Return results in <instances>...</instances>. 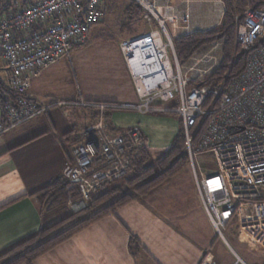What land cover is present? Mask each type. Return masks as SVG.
I'll use <instances>...</instances> for the list:
<instances>
[{
    "label": "built area",
    "instance_id": "1",
    "mask_svg": "<svg viewBox=\"0 0 264 264\" xmlns=\"http://www.w3.org/2000/svg\"><path fill=\"white\" fill-rule=\"evenodd\" d=\"M134 1L143 9V19H154L160 27L120 43L137 100L98 104V117L77 132L70 146L61 179L88 202L97 189L125 176L139 156L145 144L141 127L109 131L105 106L174 114L183 129L196 192L213 229L223 237L229 227L241 240L264 250V4L234 17L237 42L250 50L243 71L207 87L191 81L217 67L213 51L220 43L211 42L182 65L153 0ZM102 14L101 0H35L0 12V74L13 94L0 98V134L41 111L28 92L32 78L60 59L69 60ZM206 152L212 153L217 172L204 176L194 161ZM233 264L245 263L237 257Z\"/></svg>",
    "mask_w": 264,
    "mask_h": 264
},
{
    "label": "crops",
    "instance_id": "2",
    "mask_svg": "<svg viewBox=\"0 0 264 264\" xmlns=\"http://www.w3.org/2000/svg\"><path fill=\"white\" fill-rule=\"evenodd\" d=\"M153 2L171 39L219 24L225 11L224 0ZM121 12L125 17L126 5ZM117 24L113 36L105 35L107 27L93 25L86 43L73 52L72 63L60 59L33 77L28 92L41 111L0 134V252L60 219L62 210L44 214L29 194L58 177L70 158L76 133L91 123L93 109L99 111L98 104L137 100L120 43L150 28L137 31L125 24V18ZM213 54L220 59V48ZM77 110L83 112L76 116ZM109 120L114 128L139 125L152 153L168 146L181 127L176 115L118 108L110 111ZM174 177L179 183L169 191L178 200V210L168 195L161 212L146 198L136 197L41 253L32 264H220L217 251L212 250L214 229L191 170ZM87 204L76 197L63 208L69 214ZM171 212L175 214L169 217ZM131 236L142 248L137 258L129 250ZM225 249L218 248L227 254L225 264H233Z\"/></svg>",
    "mask_w": 264,
    "mask_h": 264
},
{
    "label": "trees",
    "instance_id": "3",
    "mask_svg": "<svg viewBox=\"0 0 264 264\" xmlns=\"http://www.w3.org/2000/svg\"><path fill=\"white\" fill-rule=\"evenodd\" d=\"M34 1L25 0L23 3L12 5L7 0H0V12L8 13L9 10H12L17 5H28ZM102 1L101 7H103ZM224 2L225 11L219 24L205 31H195L172 39L175 54L182 65H186L194 55L205 52L211 42H220L219 64L210 74L197 81H191L192 84L198 82L199 85L217 87L222 82L238 76L245 67L250 50L242 49L237 42L234 17L235 15L243 16L244 10L248 7L257 8L261 6L264 4V0H224ZM142 16L143 9L134 0H128L124 17L125 24L129 25L133 20L143 19ZM143 20L147 22L153 20L156 25L150 29H159L154 19L150 21ZM100 21L96 24H99ZM105 35L108 36V34ZM7 97L11 98L13 94L5 86L0 74V98L4 99ZM112 109L115 108L104 107L103 117L107 123V129L111 132H116L118 128H114L109 120ZM97 117L98 111L96 112L93 109L91 120L93 121ZM73 143L74 139L70 146ZM149 152L144 144L138 150L139 156L132 159L133 162L129 172L125 176L97 189L90 196L87 206L79 211L65 214L49 225H42L37 232L1 251L0 264H32L38 255L57 243L67 239L88 224L109 213H113L118 207L128 201L147 194L160 182L181 172L188 166V155L184 148L182 126L170 144L158 150L153 161L146 163ZM142 154L145 158L141 159ZM59 174L58 177L29 194L36 197L41 212H51L64 207L67 203V192L71 193L72 198L78 197L79 193L76 188L66 190L68 183L62 180ZM128 246L130 253L134 257L137 258L142 253V248L134 236L130 237Z\"/></svg>",
    "mask_w": 264,
    "mask_h": 264
},
{
    "label": "rangeland",
    "instance_id": "4",
    "mask_svg": "<svg viewBox=\"0 0 264 264\" xmlns=\"http://www.w3.org/2000/svg\"><path fill=\"white\" fill-rule=\"evenodd\" d=\"M1 1H6V0H1ZM7 1H9L12 5H16L17 3H23L25 0H7ZM27 1H34V0H27ZM125 5L127 7L128 0H103L102 1L103 17L100 21L102 23L94 25L93 28H99L100 26H101V28L107 27V29L109 31H107L106 34H108V36L110 34H112V36H113V33L116 32L118 27H119V25L117 23L124 18V15H122L121 10ZM154 25H156V24L153 20L151 22H147L143 19H136L129 24V27H134L137 31H143V30H147L148 28L153 27ZM110 29H112V30H110ZM148 30H150V29H148ZM165 36L167 37L166 33H165ZM73 55H74V53H72L71 58L68 60L69 63H72ZM190 63H191V60L188 62V64H190ZM68 76H69V74H68ZM82 112L83 111L77 110L76 114L77 113L78 114L77 115L75 114V115L78 116ZM83 128L84 127H82L81 130ZM74 141H76V136L74 138ZM155 155H156V153L149 152L147 159H146V163L153 161V159L155 158ZM143 157H144V155L142 154L141 159ZM194 163L196 164V166H198L199 170L203 173L204 176L205 175H213L217 172L216 163L213 159L212 153L206 152V153L198 154L195 157ZM188 168H189V170H191L189 165L186 166L183 170H187ZM179 173H177V174H179ZM191 173H192V171H191ZM177 174H175V175H177ZM181 174H184V173H181ZM174 176H172V177H174ZM172 177H170V178H172ZM177 177H174L172 179L173 182L170 181L171 179H169V178L165 179L164 181L160 182L156 187H154L152 190H150L147 194L142 195L140 197L146 198V200H148L149 203H152V205L158 211H160V212L164 211L163 210L164 204H167L169 202L167 200L168 197L165 198V196L168 195V196H171L173 198L172 194L174 192L169 191V190H171L172 186L179 183ZM186 177L189 179L188 172H187ZM115 183H117V182H115ZM73 188L74 187H71V188L67 187L66 190H70ZM152 198H153V200H152ZM73 199H75V198L71 197V193L67 192V202L72 201ZM173 201L176 203V207H175L176 210H178V207H180L178 205V200H175L173 198ZM87 205H85V206H87ZM81 209H82V207H81ZM81 209L78 208L76 211H79ZM60 210H62L61 212H59L60 218L63 217L65 214H68L67 210L65 211L63 207H61ZM76 211H73V212H76ZM69 213H72V211L69 210ZM44 214H49V212H46ZM174 214L175 213L171 212L170 214H168V216L171 217ZM213 241H215V243L212 247V250L214 252L217 251L218 257L220 258V262H221L220 264H225V259L227 258V254L223 250H218V248H223V246H224L225 251H226L225 248H227L228 252L231 253L232 258L237 259V257H239L245 264H264V250L255 247L251 243H248L246 241L241 240L239 238V236L235 234L234 230H232L229 227L223 230V237L220 234L216 233V231L214 230Z\"/></svg>",
    "mask_w": 264,
    "mask_h": 264
}]
</instances>
